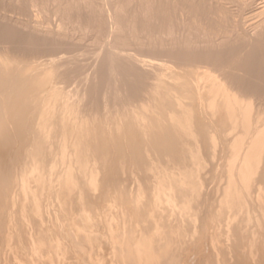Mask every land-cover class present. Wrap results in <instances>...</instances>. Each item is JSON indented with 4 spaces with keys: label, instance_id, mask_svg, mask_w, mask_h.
Returning <instances> with one entry per match:
<instances>
[{
    "label": "bare ground",
    "instance_id": "obj_1",
    "mask_svg": "<svg viewBox=\"0 0 264 264\" xmlns=\"http://www.w3.org/2000/svg\"><path fill=\"white\" fill-rule=\"evenodd\" d=\"M0 1V264H264V0Z\"/></svg>",
    "mask_w": 264,
    "mask_h": 264
},
{
    "label": "rangeland",
    "instance_id": "obj_2",
    "mask_svg": "<svg viewBox=\"0 0 264 264\" xmlns=\"http://www.w3.org/2000/svg\"><path fill=\"white\" fill-rule=\"evenodd\" d=\"M0 2H1V1H0ZM1 3L3 4V2H1ZM1 7H2V5H0V9H1ZM1 11H3V9H1ZM9 13H10V11L7 12V14H9ZM12 13H13V12H11V16H10V14L8 15L9 18L12 17V15H14V13H13V14H12ZM22 17H23V16H22ZM52 18H53V20H56V19H57V17H56L55 15H53ZM89 38L91 39L90 41L92 42L93 40H92L91 36H89ZM87 40H88V41H87ZM90 41H89V39H87V37H86L85 40H83V41H81V42L79 41L80 43H82V46L80 45V43H78V44L80 45V46H79L80 48H83V46H84V47H87V49H88V50H87V53L89 54V56H88L87 54H86L85 56H86V58L88 57L90 60H89L88 58H87V59L85 58L86 60H85V59L83 60V58H82V61H84V62H82V64L85 63V64H84L85 69H86V67L89 68V69H86V70H88V71L90 70L91 73H92V71H94V69H95V68H93V70H91L92 67L96 66V65H93V66H92V64H94V61H96V57H94V56H96V51L99 50L100 47H99V46L97 47V44H96L94 41H93L94 43H91V44H90ZM80 50H81V49H80ZM84 50H85V48H84ZM82 51H83V49L81 50V52H82ZM93 55H94V56H93ZM85 56H83V57H85ZM90 57H91V58H90ZM92 57L94 58V61L91 60V59H93ZM41 59H43V58H41ZM87 60H89V61H93V63L88 62ZM86 62L91 63V66H87ZM85 65H86V66H85ZM89 65H90V64H89ZM90 68H91V69H90ZM76 77H77V76H76ZM76 77L73 76V77L70 78L71 80H69V81H70L71 83H73V84H71V83L68 82V83H69V85H68V83H66L67 81L65 82V83L67 84V87H68L69 89H71L72 86H73V88L76 87V85H77V87L81 86V87L83 88V85H84L85 82H81L82 80H80V79H81L80 77H79V78H80V79H79L80 81H79V80L77 79L78 77H77V78H76ZM77 80H78V81H77ZM65 83L63 82L61 85H62V86H66ZM87 83H88V82H87ZM64 84H65V85H64ZM70 85H71V86H70ZM69 86H70V87H69ZM209 185H210V186H209ZM211 185L214 186L215 184L209 182V183L207 184V188H208V187H211ZM209 189H211V188H209ZM207 253H208V252H206V255H207ZM254 263H255V262H254ZM255 264H260V263L257 262V263H255Z\"/></svg>",
    "mask_w": 264,
    "mask_h": 264
}]
</instances>
